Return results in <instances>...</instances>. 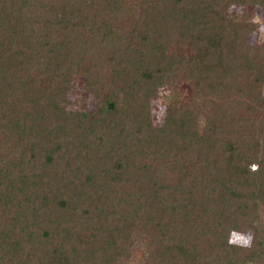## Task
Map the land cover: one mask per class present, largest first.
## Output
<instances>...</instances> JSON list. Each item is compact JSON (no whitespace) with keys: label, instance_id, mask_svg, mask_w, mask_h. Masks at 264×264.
Segmentation results:
<instances>
[{"label":"trees","instance_id":"obj_1","mask_svg":"<svg viewBox=\"0 0 264 264\" xmlns=\"http://www.w3.org/2000/svg\"><path fill=\"white\" fill-rule=\"evenodd\" d=\"M236 4L264 18V0H0V264H117L138 238L143 264H245L242 201L264 264V44ZM100 66L105 96L66 111ZM172 67L190 100L155 126Z\"/></svg>","mask_w":264,"mask_h":264},{"label":"rangeland","instance_id":"obj_2","mask_svg":"<svg viewBox=\"0 0 264 264\" xmlns=\"http://www.w3.org/2000/svg\"><path fill=\"white\" fill-rule=\"evenodd\" d=\"M231 13L237 15H243L240 19H248L251 24H255V27L247 35L249 44H264V18L262 9L257 5L240 6L235 5L234 9H231ZM101 79L98 86V95L91 94L84 89V83L81 77L75 76L70 83V88L67 91V98L69 102L66 105V111H91L96 107L103 96L108 91L109 84V71L105 66L97 67L93 69ZM190 91L188 85L181 80V74L175 68L170 69V73L164 77V85L159 89L158 95L150 103V112L155 126H161L163 124V114L165 108L177 97L181 100H190ZM202 110V108H201ZM202 112V111H201ZM205 113L202 112V115ZM204 117L199 118V127L204 125ZM255 167H251L254 169ZM215 214L223 216L224 205L221 198L215 199ZM241 214L243 220L244 234L238 236L236 233L229 234V243L233 246H240L241 244L245 252V264H254V247L251 245V232H252V215L250 208L246 201L241 202ZM264 221V209L261 214ZM147 240L144 238L136 239V244L132 248V255H125L118 260L117 264H143L144 252H146ZM229 252L222 254L221 264H229Z\"/></svg>","mask_w":264,"mask_h":264}]
</instances>
